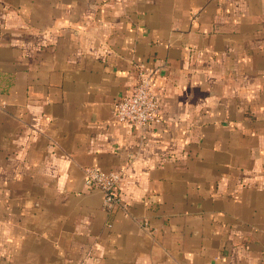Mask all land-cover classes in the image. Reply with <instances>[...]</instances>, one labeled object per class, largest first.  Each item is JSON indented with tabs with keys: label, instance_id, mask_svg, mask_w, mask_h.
Returning a JSON list of instances; mask_svg holds the SVG:
<instances>
[{
	"label": "crops",
	"instance_id": "1",
	"mask_svg": "<svg viewBox=\"0 0 264 264\" xmlns=\"http://www.w3.org/2000/svg\"><path fill=\"white\" fill-rule=\"evenodd\" d=\"M0 264H264V0H0Z\"/></svg>",
	"mask_w": 264,
	"mask_h": 264
},
{
	"label": "built area",
	"instance_id": "2",
	"mask_svg": "<svg viewBox=\"0 0 264 264\" xmlns=\"http://www.w3.org/2000/svg\"><path fill=\"white\" fill-rule=\"evenodd\" d=\"M136 82L125 95L115 103L113 118L118 124L144 131L161 123V99L155 92L152 69L137 65ZM137 156L129 155L130 163ZM125 170L104 171L98 167L85 168L84 182L88 189H98L103 193V206L108 212L122 210L128 212L129 202L121 191ZM148 226L145 225V228Z\"/></svg>",
	"mask_w": 264,
	"mask_h": 264
}]
</instances>
